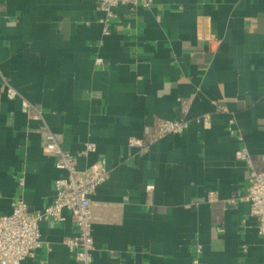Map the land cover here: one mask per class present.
I'll use <instances>...</instances> for the list:
<instances>
[{"label":"crops","instance_id":"obj_1","mask_svg":"<svg viewBox=\"0 0 264 264\" xmlns=\"http://www.w3.org/2000/svg\"><path fill=\"white\" fill-rule=\"evenodd\" d=\"M112 11L104 19L98 0H0V214L19 197L30 211L54 200L63 172L45 149L48 127L81 173L104 159L92 264H264V226L241 197L249 167L237 155L244 144L264 173V0ZM182 100L186 130L129 146L159 118L182 116ZM88 141L96 150L84 155ZM62 213L40 223L48 248L23 264H78L63 242L74 218Z\"/></svg>","mask_w":264,"mask_h":264},{"label":"built area","instance_id":"obj_2","mask_svg":"<svg viewBox=\"0 0 264 264\" xmlns=\"http://www.w3.org/2000/svg\"><path fill=\"white\" fill-rule=\"evenodd\" d=\"M99 8L104 13V19L113 15L112 7L122 2L141 3L148 6L153 0H98ZM97 62L101 58L96 59ZM9 97L17 96V91L9 86L6 90ZM21 109L31 113L34 118H41V113L34 106L22 100ZM33 112H29L31 110ZM189 107L182 100L180 108L183 113L179 118H159L151 130L145 127L147 137H131L129 146L138 147L141 150L148 149L158 138L169 133H180L186 130L189 121L185 117ZM207 121V117H203ZM45 133V149L55 154V166L62 170V174L55 180L56 195L54 200L42 209L29 210L27 201L19 197L11 204L9 213L0 214V264H23L26 256H34L41 248H48V243L43 237L40 223L50 220L54 224L65 220L63 210L71 211L76 232L65 236L63 242L71 251L78 264H92L94 239L92 234L93 204L92 194L96 186L103 181L107 172L103 167L104 159L94 162L87 172L81 173L76 167V155L61 148L53 132L47 127ZM96 150V144L88 141L82 153L88 155ZM237 155L244 160L249 167V176L246 192L241 196L250 204V214L259 224L262 231L264 226V173L255 170L251 163L248 149L241 144L237 149ZM22 184V179L19 180ZM153 184H147L146 188H152ZM209 199H215L213 192L209 193ZM196 253L202 250L196 247ZM245 250V247L243 248Z\"/></svg>","mask_w":264,"mask_h":264}]
</instances>
